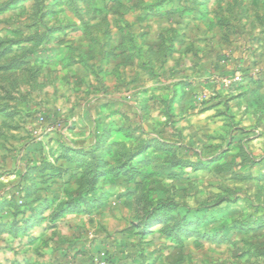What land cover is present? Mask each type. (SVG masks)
Returning a JSON list of instances; mask_svg holds the SVG:
<instances>
[{"label": "rangeland", "instance_id": "obj_1", "mask_svg": "<svg viewBox=\"0 0 264 264\" xmlns=\"http://www.w3.org/2000/svg\"><path fill=\"white\" fill-rule=\"evenodd\" d=\"M245 3L0 0V264H264Z\"/></svg>", "mask_w": 264, "mask_h": 264}, {"label": "crops", "instance_id": "obj_2", "mask_svg": "<svg viewBox=\"0 0 264 264\" xmlns=\"http://www.w3.org/2000/svg\"><path fill=\"white\" fill-rule=\"evenodd\" d=\"M245 2H247L245 4L246 6H248L246 9L248 11H252L253 4L255 5V7H257L255 8V10L259 9L260 7L262 10V11L257 10L256 12L258 15L256 16L257 19L252 20L246 17V19L244 20V29H246L245 33L246 34L252 33L254 35L252 36L253 38H247L244 41V43L243 42L242 43L244 49L250 47L252 48L253 51L250 50V53L252 52V56H254L253 62L255 66V72L254 75L250 74L248 81L258 86V88H260L256 91L257 93H263L264 92V0H245ZM250 40L252 41L250 42ZM244 63L249 64L247 58L245 59ZM37 174L38 173H22V174L18 173L15 174L14 176L12 175L13 177H17L18 179L22 180L21 189L26 191L27 192L26 194H29L30 196L32 194L36 195V196H32L33 199L30 200L31 203L33 202L31 206L34 209H36V207H38L40 203L45 201V199L42 200L37 199V195H39L40 193L37 189L39 187H35L34 185L30 184V179L31 178L33 179L35 176H37ZM36 186H40V185H36Z\"/></svg>", "mask_w": 264, "mask_h": 264}, {"label": "trees", "instance_id": "obj_3", "mask_svg": "<svg viewBox=\"0 0 264 264\" xmlns=\"http://www.w3.org/2000/svg\"><path fill=\"white\" fill-rule=\"evenodd\" d=\"M35 201H36V200H35ZM35 201H34V202H35ZM32 203H33V202H32ZM32 203L30 202V206L32 205ZM27 206H28V205H27ZM31 208H32V206H31Z\"/></svg>", "mask_w": 264, "mask_h": 264}, {"label": "built area", "instance_id": "obj_4", "mask_svg": "<svg viewBox=\"0 0 264 264\" xmlns=\"http://www.w3.org/2000/svg\"><path fill=\"white\" fill-rule=\"evenodd\" d=\"M41 120L43 121V119L41 118Z\"/></svg>", "mask_w": 264, "mask_h": 264}]
</instances>
